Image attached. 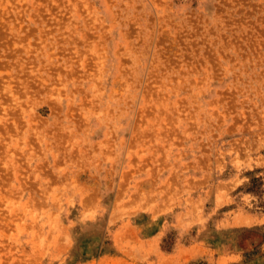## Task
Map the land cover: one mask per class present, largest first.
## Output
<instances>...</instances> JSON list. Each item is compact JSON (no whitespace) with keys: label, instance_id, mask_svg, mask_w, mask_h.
I'll return each instance as SVG.
<instances>
[{"label":"rangeland","instance_id":"374dc122","mask_svg":"<svg viewBox=\"0 0 264 264\" xmlns=\"http://www.w3.org/2000/svg\"><path fill=\"white\" fill-rule=\"evenodd\" d=\"M0 264H264V0H0Z\"/></svg>","mask_w":264,"mask_h":264}]
</instances>
